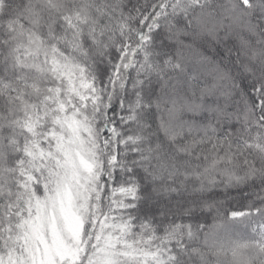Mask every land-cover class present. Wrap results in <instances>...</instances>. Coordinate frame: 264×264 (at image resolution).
Masks as SVG:
<instances>
[{
    "label": "snow or ice",
    "instance_id": "6c2138e0",
    "mask_svg": "<svg viewBox=\"0 0 264 264\" xmlns=\"http://www.w3.org/2000/svg\"><path fill=\"white\" fill-rule=\"evenodd\" d=\"M0 264H264V0H0Z\"/></svg>",
    "mask_w": 264,
    "mask_h": 264
},
{
    "label": "trees",
    "instance_id": "16d2710c",
    "mask_svg": "<svg viewBox=\"0 0 264 264\" xmlns=\"http://www.w3.org/2000/svg\"><path fill=\"white\" fill-rule=\"evenodd\" d=\"M233 195H235V193H233ZM237 199H239V198H237ZM226 206H229V207L236 206V202L232 201V200H229Z\"/></svg>",
    "mask_w": 264,
    "mask_h": 264
}]
</instances>
